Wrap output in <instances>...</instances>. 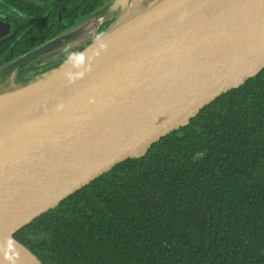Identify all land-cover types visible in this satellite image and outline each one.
Returning a JSON list of instances; mask_svg holds the SVG:
<instances>
[{"label":"water","instance_id":"obj_1","mask_svg":"<svg viewBox=\"0 0 264 264\" xmlns=\"http://www.w3.org/2000/svg\"><path fill=\"white\" fill-rule=\"evenodd\" d=\"M262 70L264 0H116L0 69V264H43L20 230Z\"/></svg>","mask_w":264,"mask_h":264},{"label":"trees","instance_id":"obj_2","mask_svg":"<svg viewBox=\"0 0 264 264\" xmlns=\"http://www.w3.org/2000/svg\"><path fill=\"white\" fill-rule=\"evenodd\" d=\"M60 36L16 32L0 69ZM15 238L43 264H264V70Z\"/></svg>","mask_w":264,"mask_h":264},{"label":"flooded vegetation","instance_id":"obj_3","mask_svg":"<svg viewBox=\"0 0 264 264\" xmlns=\"http://www.w3.org/2000/svg\"><path fill=\"white\" fill-rule=\"evenodd\" d=\"M114 1L116 0H18V4L13 6L7 0L0 13V21L5 24L0 31V41L10 40L16 32L65 35ZM13 13L19 16L16 18ZM15 21H18L19 27Z\"/></svg>","mask_w":264,"mask_h":264},{"label":"bare ground","instance_id":"obj_4","mask_svg":"<svg viewBox=\"0 0 264 264\" xmlns=\"http://www.w3.org/2000/svg\"><path fill=\"white\" fill-rule=\"evenodd\" d=\"M104 21L102 19H99L96 22L88 24L83 30H81L79 33H77L76 38L83 39L86 37H91L94 35L95 27L101 24V22ZM14 95H8V96H2L0 97V108H3L5 106H8L10 103L14 102ZM17 100V98H16Z\"/></svg>","mask_w":264,"mask_h":264},{"label":"rangeland","instance_id":"obj_5","mask_svg":"<svg viewBox=\"0 0 264 264\" xmlns=\"http://www.w3.org/2000/svg\"><path fill=\"white\" fill-rule=\"evenodd\" d=\"M43 61L42 60H39L35 63V65H38V64H41ZM30 70V71H29ZM29 70H26V72L24 73L25 74H28L29 72H31L32 69H29ZM20 78V77H19ZM23 82H21L20 84H22Z\"/></svg>","mask_w":264,"mask_h":264}]
</instances>
